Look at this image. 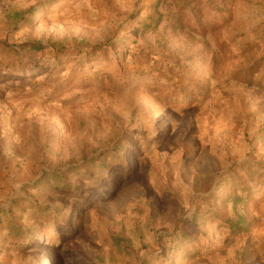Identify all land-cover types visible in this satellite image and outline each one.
Wrapping results in <instances>:
<instances>
[{
	"label": "rangeland",
	"instance_id": "rangeland-1",
	"mask_svg": "<svg viewBox=\"0 0 264 264\" xmlns=\"http://www.w3.org/2000/svg\"><path fill=\"white\" fill-rule=\"evenodd\" d=\"M230 2L0 0V264H264V0Z\"/></svg>",
	"mask_w": 264,
	"mask_h": 264
},
{
	"label": "trees",
	"instance_id": "trees-1",
	"mask_svg": "<svg viewBox=\"0 0 264 264\" xmlns=\"http://www.w3.org/2000/svg\"><path fill=\"white\" fill-rule=\"evenodd\" d=\"M199 1V0H198ZM206 1H210L211 2V4L214 2L215 3V1L216 0H206ZM221 1V0H220ZM237 1H239V0H231V2L230 3H227L226 5H221L220 7H213L214 9H212L213 11H215V10H219L220 12H221V14H223V15H225V14H227L228 13V10L230 9V8H232L233 7V4L235 3V2H237ZM213 5V4H212ZM45 6V5H44ZM215 6H216V4H215ZM35 13V10L33 9V8H31V9H29L28 11H27V15L25 16V19L24 20H27V19H29V18H31V16L33 15ZM179 16H183V13L182 12H179ZM161 18V17H160ZM231 21V17H228L227 19H226V21L224 22V23H213V21H211V23H210V27L212 28H214V27H218V25H220V26H224V25H226L227 23H229ZM160 20H157L155 23H154V27L156 28L159 24H160ZM151 29V26L150 25H145L144 26V30L145 31H148V30H150ZM19 49H21V50H24L25 52L27 51V50H29L30 52H37V51H39V50H41L42 49V47H41V45H39V44H35V43H28V44H24L23 46H21V47H18ZM14 52H19V50H17V51H14ZM261 171H264V167L261 169ZM229 228H230V231L231 232H234V229H235V227L233 226V224H230V223H227L226 224ZM190 251L191 250H186V253L185 254H188V255H190L191 253H190ZM189 252V253H188ZM192 252V251H191ZM193 254V253H192Z\"/></svg>",
	"mask_w": 264,
	"mask_h": 264
}]
</instances>
